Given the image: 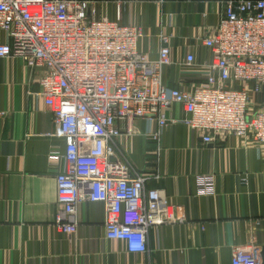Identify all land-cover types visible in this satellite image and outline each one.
<instances>
[{
	"label": "crops",
	"instance_id": "crops-1",
	"mask_svg": "<svg viewBox=\"0 0 264 264\" xmlns=\"http://www.w3.org/2000/svg\"><path fill=\"white\" fill-rule=\"evenodd\" d=\"M88 1L96 3V19L116 20L117 0ZM229 1L132 0L122 7L120 23L142 30L138 49L150 60L158 57L160 35L170 36L174 64L163 70L164 85L192 91L203 83L199 66L212 60L202 39L215 33ZM189 53L195 66L185 65ZM43 75L19 58L0 59V264H232L239 246L254 247L264 264V145L224 133L205 144L202 131L182 122L169 123L159 141L150 134L158 131L156 122H119L124 134L117 153L150 177L146 189L162 191L185 214L184 223L151 228L148 251L130 254L125 241L106 238L104 205L85 200L77 209V233H60L56 176L65 142L39 95ZM261 102L252 96L250 114ZM170 116L187 115L176 105ZM198 174L215 176V196L197 195Z\"/></svg>",
	"mask_w": 264,
	"mask_h": 264
},
{
	"label": "built area",
	"instance_id": "built-area-1",
	"mask_svg": "<svg viewBox=\"0 0 264 264\" xmlns=\"http://www.w3.org/2000/svg\"><path fill=\"white\" fill-rule=\"evenodd\" d=\"M131 2L117 0L112 21L95 18L94 1L0 0V59L19 58L30 69H44L39 95L65 142L56 176L57 230L75 235L79 204L102 203L106 238L125 241L128 253L138 254L148 251L151 228L184 223L186 216L162 191L146 189L150 177L118 158L117 141L124 134L118 123L156 122L158 131L150 134L158 141L169 123L182 122L202 131L205 144L224 133L252 136L264 145V0L228 2L215 33L202 39L212 60L199 66L203 83L192 91L164 85L163 70L174 64L170 36L160 35L155 60L139 51L142 30L120 23L122 7ZM195 60L189 53L185 65L195 66ZM252 96L262 102L250 114ZM176 105L183 107L185 119L170 116ZM195 179L198 196L217 194L213 174ZM232 264L262 260L254 247L239 246Z\"/></svg>",
	"mask_w": 264,
	"mask_h": 264
},
{
	"label": "water",
	"instance_id": "water-1",
	"mask_svg": "<svg viewBox=\"0 0 264 264\" xmlns=\"http://www.w3.org/2000/svg\"><path fill=\"white\" fill-rule=\"evenodd\" d=\"M111 160H115V159L112 157ZM263 257H264V249H263Z\"/></svg>",
	"mask_w": 264,
	"mask_h": 264
}]
</instances>
